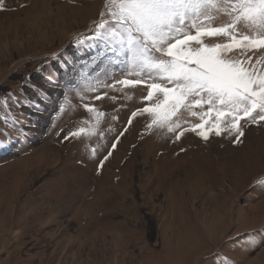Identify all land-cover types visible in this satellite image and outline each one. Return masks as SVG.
Here are the masks:
<instances>
[{
	"label": "rangeland",
	"instance_id": "obj_1",
	"mask_svg": "<svg viewBox=\"0 0 264 264\" xmlns=\"http://www.w3.org/2000/svg\"><path fill=\"white\" fill-rule=\"evenodd\" d=\"M104 7L0 0V133L11 141L0 150V264H264L261 236L248 235L264 229V121L246 125L239 143L227 131L207 141L187 131L176 141L147 131L148 114L132 117L150 106L144 85L105 88L103 72L85 68L59 111L50 106L26 139H12L21 109L5 93L19 95L23 78L54 53L74 59V38L93 35ZM184 119L182 127L201 122Z\"/></svg>",
	"mask_w": 264,
	"mask_h": 264
},
{
	"label": "snow or ice",
	"instance_id": "obj_2",
	"mask_svg": "<svg viewBox=\"0 0 264 264\" xmlns=\"http://www.w3.org/2000/svg\"><path fill=\"white\" fill-rule=\"evenodd\" d=\"M100 15L87 41L74 38V59L64 56L67 49L54 53L23 78L19 95L5 93L6 103L21 109L13 113L12 139H26L50 106L53 113L59 111L80 87L78 78L85 76V68L97 75L103 72L110 81L105 88L144 85L143 99L150 106L133 111L132 117L148 114L147 131L172 133L176 141L187 131L205 141L227 131L233 143H239L246 125L264 121V69L258 67L264 64V51H254L264 50V0H105ZM222 15L228 19L217 23ZM221 36L228 42L205 43L206 37ZM154 94L163 100L157 97L153 104ZM102 95L107 92L94 99ZM185 113L199 115L201 122L182 127L188 124ZM82 132H69L63 139L71 141ZM10 146L0 133V150ZM248 235L253 241L261 236L264 244V229Z\"/></svg>",
	"mask_w": 264,
	"mask_h": 264
}]
</instances>
